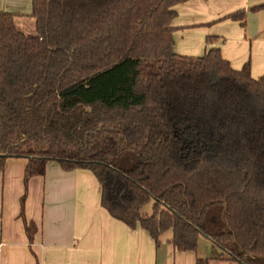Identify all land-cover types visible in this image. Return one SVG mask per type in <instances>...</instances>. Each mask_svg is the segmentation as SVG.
<instances>
[{"label": "trees", "instance_id": "trees-1", "mask_svg": "<svg viewBox=\"0 0 264 264\" xmlns=\"http://www.w3.org/2000/svg\"><path fill=\"white\" fill-rule=\"evenodd\" d=\"M186 1L32 0L34 34L0 10V172L11 157L26 181L51 161L90 170L102 206L156 243L204 236L264 264V75L219 48L177 54Z\"/></svg>", "mask_w": 264, "mask_h": 264}, {"label": "crops", "instance_id": "crops-1", "mask_svg": "<svg viewBox=\"0 0 264 264\" xmlns=\"http://www.w3.org/2000/svg\"><path fill=\"white\" fill-rule=\"evenodd\" d=\"M262 5L264 0L176 5L175 52L198 57L219 48L234 69L250 63L253 78L261 77L264 8L252 9ZM0 10L18 15L23 30L33 21L32 0H0ZM240 11H246L244 21L229 18ZM27 165L28 159L11 157L0 172V264H240L227 253L180 251L170 243L172 234L156 243L145 229L114 218L102 206L101 185L90 170L66 171L51 161L44 175L26 181Z\"/></svg>", "mask_w": 264, "mask_h": 264}, {"label": "rangeland", "instance_id": "rangeland-1", "mask_svg": "<svg viewBox=\"0 0 264 264\" xmlns=\"http://www.w3.org/2000/svg\"><path fill=\"white\" fill-rule=\"evenodd\" d=\"M20 22V21H19ZM23 26V25H22ZM24 30H26V32L30 33V34H34L35 33V27H34V22H30V21H26L25 25L23 26ZM152 208H153V202L149 203L144 209L143 212L147 213V214H151L152 213ZM172 231H167L166 235H171ZM216 244H213V242L209 241L207 238H205L204 236H201L198 242V248L201 250H209V252L213 255L216 254H223L226 253L223 250H221L218 246H215Z\"/></svg>", "mask_w": 264, "mask_h": 264}]
</instances>
